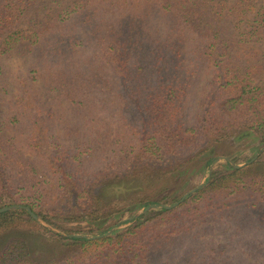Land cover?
Returning <instances> with one entry per match:
<instances>
[{"label":"trees","instance_id":"trees-1","mask_svg":"<svg viewBox=\"0 0 264 264\" xmlns=\"http://www.w3.org/2000/svg\"><path fill=\"white\" fill-rule=\"evenodd\" d=\"M263 41L264 0H0V209L104 234L177 203L216 157L250 161L264 145ZM263 207L264 154L223 160L178 207L102 239L2 213L0 264H167L165 244L215 253L192 243ZM34 228L73 253L34 261Z\"/></svg>","mask_w":264,"mask_h":264},{"label":"rangeland","instance_id":"rangeland-1","mask_svg":"<svg viewBox=\"0 0 264 264\" xmlns=\"http://www.w3.org/2000/svg\"><path fill=\"white\" fill-rule=\"evenodd\" d=\"M28 19H30V17H28ZM254 48V50L259 56L264 55V41L263 44L255 46ZM21 65H23L22 61H16L11 66L14 71H17ZM258 73L260 76L264 77V66L258 70ZM206 77V70L201 69L198 82L196 83V91H199L204 86ZM109 119L110 123L105 129L106 132L104 133H106V136L108 137L109 142L111 143L114 140L116 134L119 132L121 122L118 120L119 118H116V116L115 118ZM104 138L105 136L102 135L99 140L101 141ZM205 179L206 174L202 179L196 177L195 181L196 183H198L196 187H198L201 183L205 182ZM114 193V190H111L107 194V198L113 197ZM144 208L147 207H142L138 209L132 216H134L139 210ZM261 210L262 211L258 212L259 216L254 214L251 217H246V215L244 214H239L235 219L231 221V223L230 221H227L226 224L223 225L224 227H217L211 229L212 231L209 233L210 235H207L206 237L201 239L203 242L195 241L192 243L195 246L194 248H202L200 249V251L203 250L201 252H209L212 250V252L215 253H185L184 249L187 248L188 241L180 240L175 241L174 243L165 244L164 247L158 250V257L164 259L167 264H216V261L218 260V264H264V207ZM129 214H131V212L128 211V216L119 220L113 227H116L121 221L132 217L131 215L129 216ZM101 224L102 223H100V225ZM131 224L132 223L123 224L121 225L122 227L119 229L128 227ZM53 228L61 231L60 229L54 226ZM34 230V237L30 240L28 245L30 257L34 261L45 263L49 260L56 259L59 253H73V248H68L64 250V248L61 247L62 245L59 242H56L55 238L52 237V235L43 233L41 235L39 230H36V228H34ZM76 235L96 236L100 234L95 233L93 235ZM206 240L209 241L206 242Z\"/></svg>","mask_w":264,"mask_h":264},{"label":"water","instance_id":"water-1","mask_svg":"<svg viewBox=\"0 0 264 264\" xmlns=\"http://www.w3.org/2000/svg\"><path fill=\"white\" fill-rule=\"evenodd\" d=\"M264 153V145L259 149V151L257 153H255V155L252 157V159L248 162H245V163H242V164H236L234 163L233 161H231L229 158L227 157H223V156H219V157H216L213 161H212V164L211 166L209 167V170L206 174V179L210 178L215 166L225 160V161H229L230 164L237 168V169H240V168H243L245 166H248L250 165L251 163H254L255 161L258 160V158ZM205 179V180H206ZM205 186V182L201 183L198 187L192 189L191 191H189L188 193H186L176 204L174 205H158V204H154V205H151L147 208H144V209H141L139 210L134 216L130 217V218H127L123 221H121L120 223H118V225L116 227H113L111 228L110 230H108L106 233L104 234H100V235H96V236H89V235H76V234H65L63 233L62 231H59L55 228H53V226L47 224L46 222H44L41 218H39L29 207L27 206H21V205H11V206H7V207H3L0 209V214L2 213H5V212H8V211H14V210H18V209H22V210H25L27 211L31 217L41 226L45 227L46 229H48L50 232H53L54 234H57V235H60L62 237H65V238H82V239H88V240H97V239H102V238H106L108 236H110L116 229H119L121 228L123 224H130L132 222H134L137 218H139L142 214H145L153 209H158V208H163V209H166V210H172L176 207H178L180 204H182L185 199L187 197H189L190 195H194L199 189L203 188Z\"/></svg>","mask_w":264,"mask_h":264}]
</instances>
